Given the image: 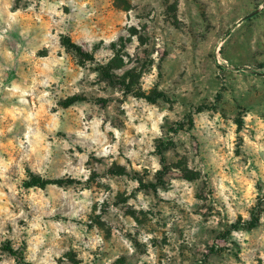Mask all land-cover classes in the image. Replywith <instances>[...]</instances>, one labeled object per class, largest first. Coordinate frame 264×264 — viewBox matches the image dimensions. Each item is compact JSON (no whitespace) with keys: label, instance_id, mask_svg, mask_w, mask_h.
<instances>
[{"label":"clouds","instance_id":"obj_1","mask_svg":"<svg viewBox=\"0 0 264 264\" xmlns=\"http://www.w3.org/2000/svg\"><path fill=\"white\" fill-rule=\"evenodd\" d=\"M0 264H264V0H0Z\"/></svg>","mask_w":264,"mask_h":264},{"label":"rangeland","instance_id":"obj_2","mask_svg":"<svg viewBox=\"0 0 264 264\" xmlns=\"http://www.w3.org/2000/svg\"><path fill=\"white\" fill-rule=\"evenodd\" d=\"M249 35H250V32H249ZM245 39L247 40L248 37L246 36ZM243 50H244V49H243L242 45H241L240 43L237 42V43H235V44L233 45L232 53L235 54V55H239ZM117 65H119V60L113 61V62L108 66V69H104V70H103V77H104L105 79L109 80V81H114L115 78L111 75V73L109 72V69L112 68V67H114V66H117ZM126 75H128V76H132V73H131V72H128V73H126ZM133 79H134V77H133ZM112 171H113V172H118V171H122V170H120V169H115V168H114V169H112ZM158 175H159V174H158ZM118 199H119V197H118Z\"/></svg>","mask_w":264,"mask_h":264}]
</instances>
